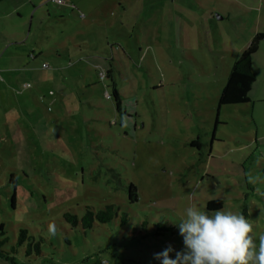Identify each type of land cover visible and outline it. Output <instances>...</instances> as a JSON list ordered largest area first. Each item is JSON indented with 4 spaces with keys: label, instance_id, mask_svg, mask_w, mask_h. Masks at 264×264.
I'll return each mask as SVG.
<instances>
[{
    "label": "rangeland",
    "instance_id": "obj_1",
    "mask_svg": "<svg viewBox=\"0 0 264 264\" xmlns=\"http://www.w3.org/2000/svg\"><path fill=\"white\" fill-rule=\"evenodd\" d=\"M15 1L0 2V12ZM19 1H27L25 41L0 48L1 252L19 264H161L154 254L171 245L175 259L184 249L186 208L211 214V200L264 234L263 40L250 101L219 107L256 24L241 0H116L111 32L101 0H70L84 18L32 0L31 33L34 8ZM108 204L118 215L92 228L65 217ZM21 229L41 242V255H27L29 239L18 245Z\"/></svg>",
    "mask_w": 264,
    "mask_h": 264
},
{
    "label": "clouds",
    "instance_id": "obj_2",
    "mask_svg": "<svg viewBox=\"0 0 264 264\" xmlns=\"http://www.w3.org/2000/svg\"><path fill=\"white\" fill-rule=\"evenodd\" d=\"M190 204L178 223L184 249L169 253L171 245L154 254L161 264H264V234L256 236L254 225L241 212L215 210ZM52 234H55L54 231Z\"/></svg>",
    "mask_w": 264,
    "mask_h": 264
},
{
    "label": "trees",
    "instance_id": "obj_3",
    "mask_svg": "<svg viewBox=\"0 0 264 264\" xmlns=\"http://www.w3.org/2000/svg\"><path fill=\"white\" fill-rule=\"evenodd\" d=\"M264 39L263 33L256 34L251 40L248 47L240 54V56L235 60L227 82L221 92L219 98V107L223 105L230 104H241L250 101V91L254 82L256 81L255 72L253 69L252 58L253 55L258 51L260 42ZM114 96L117 102V108L120 109L121 101L119 97V93L116 87H114ZM15 175L12 174L10 177L11 183L15 184L16 179ZM129 199L131 202H135L138 200L137 188L134 184L129 185ZM17 201V193L16 191L12 196V205L16 207ZM222 207L221 200H211L208 203V209L210 210H218ZM114 204H108L104 208L95 211L92 207H87V211L85 215L80 220L76 214L66 213L65 217L68 222L72 223L74 226L82 225L83 228H92L95 221H99L102 223H106L112 221L118 214ZM127 215L124 214L122 216V223L126 222ZM166 226V225H165ZM159 229L162 228V224H159ZM168 227H165L162 230L167 231ZM6 232L4 229V224L0 225V236H5ZM159 234V233H157ZM29 239V243L27 244V255H31L32 252H35L38 255L43 253L41 248V242L35 241L32 236L28 235L27 229H21V235L18 239V245H24L25 242ZM7 241V238L0 240V245H3ZM0 257H4L7 260H10L12 264H19L16 262L13 256H10L8 253L4 254L0 251ZM20 264H31V262L20 263Z\"/></svg>",
    "mask_w": 264,
    "mask_h": 264
},
{
    "label": "crops",
    "instance_id": "obj_4",
    "mask_svg": "<svg viewBox=\"0 0 264 264\" xmlns=\"http://www.w3.org/2000/svg\"><path fill=\"white\" fill-rule=\"evenodd\" d=\"M2 1L3 0H0V2H2ZM68 1H70V0H68ZM115 1L116 0H101V2L98 3L99 9L102 13L101 16L105 20V28L109 32H111V29L114 28L115 25H117V23H116L117 21L115 19V16L112 17V14H111L113 12V7L117 4V2H115ZM236 1H238V0H236ZM68 3L73 4L74 7H70L68 5H61V6H65L66 8L70 7V18L75 17L76 15L74 16V14H77L79 17L83 16V18L87 16L81 10V8L77 7V5L73 1H70ZM241 3L245 5L249 14H252V21L256 22L255 26L252 29H249V34H248L247 38L242 42V48L241 49L243 52L246 49V47L248 46V44L250 43V41L252 40V38L256 34H258V33L264 34V0H241ZM30 5H32V6L29 8V13L32 10V8H34L33 16H31L32 17L31 27H30V33H31L32 22H33V18L35 16V13H36L37 5L34 4V2L32 0L30 1ZM40 5H41V3H40ZM57 5H59V4H57ZM26 6H27V1L21 2V1L17 0L13 3L12 6L9 7V9L7 11L0 12V48L4 49V51H7L8 48L11 47V45L23 44L25 41L24 40L25 38H23L24 33L20 34V31L22 29L21 28L22 25L24 24V26H25V23H24L25 18L23 17L22 9H25ZM72 9L77 10V11H75L76 13L73 12ZM68 10L69 9H67V11L62 10L63 14H65L64 12H68ZM14 13L17 15V17H15L16 19H13V17H12ZM48 14L50 17L52 16V13L50 11L48 12ZM54 16L58 17L55 14H54ZM64 16L65 15H62L60 17L65 18ZM263 41H264V39H263ZM31 52H32L31 55H35L33 50ZM59 54L60 53H58V55ZM240 54L237 56L239 57ZM254 55L252 58V64H253V69L255 72ZM102 73L105 74V77H109V74L107 72H105L104 70H102L100 72L101 79H103V77L101 76ZM255 76H256V74H255ZM26 87H29V85ZM107 99H110V98H107ZM4 125H5V129L3 130V132H6L8 135H11L10 134L11 131H10V120H9V118L6 119Z\"/></svg>",
    "mask_w": 264,
    "mask_h": 264
},
{
    "label": "built area",
    "instance_id": "obj_5",
    "mask_svg": "<svg viewBox=\"0 0 264 264\" xmlns=\"http://www.w3.org/2000/svg\"><path fill=\"white\" fill-rule=\"evenodd\" d=\"M53 3L55 4H59V5H68L70 7H74L73 4L71 3H68L66 0H51ZM44 66V65H43ZM47 66V65H45ZM101 76L104 78L105 77V74L102 73ZM105 95L109 98L110 97V94L106 91Z\"/></svg>",
    "mask_w": 264,
    "mask_h": 264
}]
</instances>
